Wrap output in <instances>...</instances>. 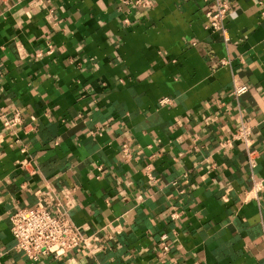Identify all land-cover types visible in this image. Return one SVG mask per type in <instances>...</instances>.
Listing matches in <instances>:
<instances>
[{
	"label": "crops",
	"instance_id": "1",
	"mask_svg": "<svg viewBox=\"0 0 264 264\" xmlns=\"http://www.w3.org/2000/svg\"><path fill=\"white\" fill-rule=\"evenodd\" d=\"M225 1L226 38L213 0H0V264H264V0ZM40 190L53 211L68 192L96 252L15 250Z\"/></svg>",
	"mask_w": 264,
	"mask_h": 264
},
{
	"label": "built area",
	"instance_id": "2",
	"mask_svg": "<svg viewBox=\"0 0 264 264\" xmlns=\"http://www.w3.org/2000/svg\"><path fill=\"white\" fill-rule=\"evenodd\" d=\"M137 1H135L136 3ZM139 2V1H138ZM214 7L207 12L210 19V28L215 31H221L226 38V29L224 19L229 10V5L225 0H213ZM53 49H48L52 53ZM222 64L228 63L227 60H221ZM249 91L247 83L242 82L238 77L232 79V96L239 99ZM162 103H169L170 100L165 98ZM4 119V126L8 131H14L15 127L22 124V117L19 111H13L11 115H1ZM212 118H207V122ZM252 129L249 125L241 123L234 134V139L241 140L247 147V159L251 167L257 163V151L251 149ZM20 152L25 155L28 152L27 145L20 143ZM122 153L125 159L132 156V148L128 142L123 143ZM28 157H25L20 163L23 166L29 164ZM150 167H148L149 169ZM149 175V174H148ZM149 179L152 176L149 175ZM263 188L262 181H254L247 197L257 195ZM48 193L37 191L38 201L31 207H20L10 215L12 223L11 232L14 239L15 250L25 254L28 260L37 262L46 255L59 257L74 249L85 248L92 253L96 252L95 247L91 246L92 238L84 235L81 230L73 223L71 219V210L73 202L68 192H65V201H57L56 210H50L46 206L44 195ZM180 213L174 211L171 217L177 218ZM169 236L162 233L159 237L161 251L166 254L170 251L168 244Z\"/></svg>",
	"mask_w": 264,
	"mask_h": 264
}]
</instances>
